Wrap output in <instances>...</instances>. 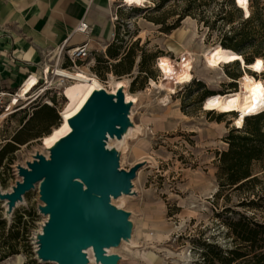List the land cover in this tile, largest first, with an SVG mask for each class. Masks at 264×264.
I'll return each mask as SVG.
<instances>
[{"label": "rangeland", "instance_id": "rangeland-1", "mask_svg": "<svg viewBox=\"0 0 264 264\" xmlns=\"http://www.w3.org/2000/svg\"><path fill=\"white\" fill-rule=\"evenodd\" d=\"M124 1L110 5L100 0L96 8L97 20L103 31L109 27L116 48L126 53L136 44L130 74L118 77L109 72V64L116 60L99 64V57L108 60L107 48L99 44L89 46L91 55L85 60L72 62L67 55L70 48H65L48 64L53 69H81L97 77L110 92L113 81H122L125 92L135 99L117 133L107 134L104 140L106 150L117 157L120 171H136L129 190L110 199L125 222V232L99 250L84 248L83 254L87 264H197L204 244L232 248L226 221L243 215L264 224V169L254 163L255 178L238 189L221 187L224 182L219 174L221 154L229 147L227 139L233 130H245L250 116L238 129L234 126L237 114L204 110L209 96L240 91L245 72L263 82L264 72H252L240 63L215 69L205 66V54L221 45L233 27H239L240 17L247 19L239 9L231 11L233 23L223 19L235 0H147L143 7ZM254 51L250 45L243 54L250 56ZM186 52L193 56V80L176 84L173 90L165 88L158 68L160 57L168 56L178 64L187 57ZM42 78L0 124V151L8 143L17 148L0 164V214L7 220L8 231L18 210L23 215L20 228L25 227L28 239L18 245L19 254L0 264H58L42 255L50 215L43 211L47 204L41 198L40 183L13 204L7 199L23 181L21 169H29L41 158L52 160L42 139L60 124L69 81L53 75ZM40 90L43 92L33 102ZM44 106L54 108L55 115ZM48 121L54 124L50 126ZM16 135L20 144L13 141ZM76 181L71 186L84 191L85 186Z\"/></svg>", "mask_w": 264, "mask_h": 264}, {"label": "water", "instance_id": "water-1", "mask_svg": "<svg viewBox=\"0 0 264 264\" xmlns=\"http://www.w3.org/2000/svg\"><path fill=\"white\" fill-rule=\"evenodd\" d=\"M124 111L121 98L96 93L72 120L75 131L66 139L63 155H52L50 161L41 158L29 169L20 170L23 181L7 199L13 204L40 183L41 198L47 204L43 211L50 215L49 234L42 247L44 258L87 264L83 249L93 246L99 250L101 240L117 221L119 215L110 199L129 190L136 171H120L117 157L106 150L104 140L107 134L117 133V126L125 119L121 116ZM73 180H79L88 194L73 188ZM118 230L121 236L125 232L124 226Z\"/></svg>", "mask_w": 264, "mask_h": 264}, {"label": "trees", "instance_id": "trees-1", "mask_svg": "<svg viewBox=\"0 0 264 264\" xmlns=\"http://www.w3.org/2000/svg\"><path fill=\"white\" fill-rule=\"evenodd\" d=\"M249 3L250 17L247 19L240 17L239 27H233L230 32L224 35L221 42L223 48L240 53L248 65L253 63L256 58L264 60V5L261 0H249ZM233 10H238L234 4L230 13L228 12L229 16L225 15L223 19L227 18L230 23H233L230 18ZM114 45L113 43L107 48L108 60L102 61V58L99 57L97 62L108 64L110 60H116L115 64H109V72L118 77L130 74L136 61L133 54L136 44H133L122 57V49L116 48ZM250 45L255 47V51L252 55L247 56L243 54V50ZM139 65H143V59ZM137 79L133 81L132 85L136 83ZM44 108L55 115L54 108L49 106H44ZM249 119L251 121L249 120L245 130H233L227 139L229 147L221 154L219 160V174L224 182L221 187L236 186L238 189L244 183L253 180L255 178L252 173L254 163H258L264 169V124H262L264 112ZM26 124L23 128L26 127ZM53 124L48 121V125ZM13 141L20 144L17 135ZM16 150L15 145L6 144L0 151V164L7 159V153L12 154ZM225 224L233 240L232 248L224 250L214 243L204 244L200 254L201 259L197 264H264V224L243 215L237 220H228ZM22 225L23 215L17 210L13 223L6 231L7 220L3 219L0 214V251H3L0 253V260L20 253V250L17 249L18 245L25 244L28 240L25 227L20 228Z\"/></svg>", "mask_w": 264, "mask_h": 264}, {"label": "bare ground", "instance_id": "bare-ground-1", "mask_svg": "<svg viewBox=\"0 0 264 264\" xmlns=\"http://www.w3.org/2000/svg\"><path fill=\"white\" fill-rule=\"evenodd\" d=\"M107 1L111 5L115 0ZM124 2L129 5L143 7L147 0H125ZM235 5L237 8L241 9L245 18L250 17L249 0H235ZM110 8H112V6L106 8L105 11L109 12ZM62 49L63 47L59 49V52H61ZM185 55H187V57L183 58L178 64L168 56L160 57L158 68L164 76L163 86L165 88L173 90L176 84L181 85L193 80V56L189 52H186ZM236 62H239L244 68L252 72L258 74L264 72V60L262 58H256L253 63L248 65L240 53L223 48L221 45L213 47L205 54V66L208 69H215L222 64H232ZM43 72L47 76L53 75L62 80L69 81V84L64 89L66 104L60 113V124L42 139L44 148L54 157L63 155L65 141L75 131V128L71 125L72 120L80 115L96 93L103 91L112 97L116 96L117 98H121L125 106V111L123 115H121L122 119L126 117L128 106L135 102V99L125 92L126 84L122 81H113V91L110 92L97 77L89 75L81 69L68 71L63 68L53 69L51 66H46ZM37 83L38 79L36 76H31L29 80L24 82L11 106L17 104L18 98L25 99ZM204 110L221 114H237L234 120V126L241 129L244 126L246 117L264 111V82L260 79H255L245 72L241 79L240 91L209 96L204 101ZM6 116L7 113L0 114V124ZM76 183L82 185L79 180H77ZM83 192L88 194L86 187H84ZM124 223L122 218L118 216L117 221L110 226L111 231L109 234L101 240V244L104 245L110 241H117L121 237L118 229L121 228ZM48 234L49 230L47 236ZM58 264L63 263L58 262Z\"/></svg>", "mask_w": 264, "mask_h": 264}, {"label": "crops", "instance_id": "crops-1", "mask_svg": "<svg viewBox=\"0 0 264 264\" xmlns=\"http://www.w3.org/2000/svg\"><path fill=\"white\" fill-rule=\"evenodd\" d=\"M99 1L0 0V90L15 93L28 76L41 79L61 47L113 44L109 27L103 31L97 20ZM82 22L89 26L86 34L77 31Z\"/></svg>", "mask_w": 264, "mask_h": 264}, {"label": "built area", "instance_id": "built-area-1", "mask_svg": "<svg viewBox=\"0 0 264 264\" xmlns=\"http://www.w3.org/2000/svg\"><path fill=\"white\" fill-rule=\"evenodd\" d=\"M77 31L80 32V33H83V34L88 33V31H89L88 24L85 23V22H82ZM67 55H68V58L72 62H75L76 60L82 61V60H85L88 57H90L91 49L89 48V44L87 42V43H85V44H83L81 46H78V47H75V48H70L68 50V52H67ZM30 77L31 76H28V78L25 80V82L27 80H29ZM42 77H46L47 78V75L43 72V76ZM41 79H43V78H41ZM41 79H38V83L33 87L31 92L39 85ZM52 85L53 84H49L48 87H51ZM48 87H46V90L49 89ZM19 90L17 92H15V93H9V92H5V91L0 90V114L1 113H7V116H9V115H11V114H13L15 112V108H17L20 105V102L23 101L22 99L18 98L17 104L11 106V104L14 103V101H15L14 98L17 96V93L19 92ZM42 92H43V90H40L35 95V97L33 98V102L36 101L40 97V94Z\"/></svg>", "mask_w": 264, "mask_h": 264}]
</instances>
